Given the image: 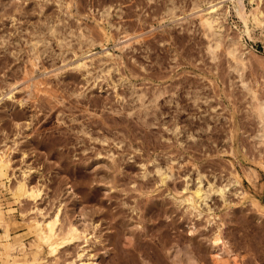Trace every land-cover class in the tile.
Returning a JSON list of instances; mask_svg holds the SVG:
<instances>
[{"label":"rangeland","instance_id":"374dc122","mask_svg":"<svg viewBox=\"0 0 264 264\" xmlns=\"http://www.w3.org/2000/svg\"><path fill=\"white\" fill-rule=\"evenodd\" d=\"M195 1L0 0V153L4 150L9 153H6L8 157H12V167L10 166L9 170L10 179H6V181L9 185H13L27 170L29 182L40 184L42 189L44 188L43 196L38 199V204L43 208L48 207L47 211L44 209L46 212H51L53 207L60 202L62 189L64 191L62 192L64 203L72 199V197H69L71 192H73V197L75 195V199L79 197L76 199L77 205L75 204L77 210L78 208L80 210L82 208L91 210L96 204L100 206L99 200L102 204L106 202L105 205L109 206L110 210L111 208L116 210L120 207H115L119 203L126 208L127 205L123 204L125 197L130 203H134L136 198L134 196L128 197L126 191H123L125 186H132V183L128 180L119 181L122 184L124 183L123 185L116 184L114 188L116 190L114 191L117 195L110 199L107 197V190L103 186L96 187L98 184L96 181H94L95 186L93 189L99 190L100 196L98 195L99 197L97 196L94 199L95 201L97 198L100 199L95 202L92 200L93 197L90 196L92 192L90 194L86 192V195L84 193L83 188L86 189L88 182L84 183L85 179L81 173L88 172L87 170L93 172L96 170L94 169L95 166H99L100 162L103 164L109 159L111 161L110 154H115L116 158L129 156L128 159H124L123 165L125 166L122 169L125 171L127 164H130V167H133L131 169L134 174V177L131 178L136 176L137 182L146 179L149 181L150 178H153L152 181H156L157 175L153 174L154 172L146 179L141 176L144 167L147 166L151 169L156 163L154 158L157 161L161 160L160 162L166 163V159L174 157L175 159L172 162L173 171L175 172L174 179L173 177L169 178L168 182L171 184L170 186L174 182V188L176 183L177 191L181 190L184 185L183 182L185 183L184 172L189 170L192 174L194 173L195 168L192 167V157L195 153L199 158V164L204 165L206 174L209 176L218 175L217 179L214 178L216 183L226 182L230 177V168L228 167L231 158L236 161L241 171L246 170L248 166L253 169V182L244 179V186L242 185V188L248 189L249 194L242 197V194H233L229 191L234 190L235 187H240L239 184L231 185L230 189L227 190V194L230 196V202L227 204H224L221 196L212 194L208 198L209 204L212 206L210 213L205 210L203 214L198 215L196 214L197 211L187 208L184 202H175V193H168V186L165 184L159 186L155 190L156 192L147 193L148 198L145 197L146 194L141 195L139 197L142 200L141 204L144 203V197L146 204L148 201L149 203L153 202L151 200L155 198L154 202H157L156 204L162 209L159 210L161 212L157 215L150 212V215H147L144 206V209H138L140 212L137 214L136 210L132 211L128 208L123 216L128 222L138 218L142 220L139 226L135 225L133 227L139 234L137 239L140 238V241L142 240L146 247L141 245L142 242H140V245L139 242L136 243V239L132 241L135 244L129 243L126 237V228L123 231L122 228L115 226V220L112 222L110 218L108 220L104 219V221L99 219V221L102 220L100 226L103 229L100 227V229H96L98 233L95 230L93 238H96L95 236L102 237V240L99 238V242L97 238L93 240V243L91 240V244L88 245L89 248L87 247V249L90 251L93 249L91 251L93 256L90 255V252L84 255L85 258L90 259L91 257L90 260L99 262L98 264H118L117 261H124V258H126L125 262L121 263L119 261L120 264H133L135 260L134 264H140V262L141 264H175L172 260L175 255H172V253L177 249H180V253L182 251L186 253L189 250L187 253L191 252L195 255L198 264H264V207H262L264 205V135L261 131L259 118L254 111L252 112L255 101H264V0H243L249 13L252 10L254 11L256 7L263 11L260 20L254 18V15L250 16L248 22L249 33L244 30V22L235 12V0H222L219 3L221 6L218 11L221 12H218V14L219 17L221 16L219 20L224 24V36L223 42L215 49L214 56L207 47L209 37L200 23L198 12L193 9ZM217 1L220 0H214V2ZM170 7L172 8L171 11H169ZM106 8H109L111 13L108 15V21L102 15ZM104 29L109 30V36L105 34ZM239 35L243 37L245 42L244 46H240V50L245 51L246 57L244 64L241 65L242 70L237 71L231 65L232 58L227 53V47L230 44V39ZM215 52L218 54H215ZM84 59L87 61V66H77V63ZM221 64L222 66H220ZM25 75L28 76V79ZM14 80H17L16 83H12ZM10 82L13 85H10ZM197 88L205 91L209 97L208 101L199 99L194 104L190 94ZM157 92L159 98L156 97ZM252 92L256 94L258 100L253 101ZM239 93L241 94L240 97L238 96ZM259 94L261 95L260 98ZM19 101H24V103L21 105ZM93 102L95 103L93 104ZM153 102L154 105L157 104L156 107ZM75 104L76 106L72 107ZM151 104L152 107H150ZM147 105L149 112L144 107ZM153 107H155V110ZM17 111H21L18 112L19 115ZM143 111L146 114H144L145 116L142 115ZM21 113L22 117H20ZM14 114L16 115L14 116ZM149 115L150 117H148ZM200 115L202 116L200 117ZM75 118L80 121H73ZM147 119L148 123L145 121ZM75 124L78 126L72 128L75 127ZM90 124L93 125V128ZM17 127H19V130ZM251 127L252 129H250ZM78 128L80 130H77ZM85 128L87 129L85 130ZM93 129L95 132H93ZM191 132L196 133L194 139L191 137ZM107 136L113 139L107 138ZM106 138L109 140H106ZM242 138L243 140H241ZM60 152L66 157L59 154ZM100 159L101 161H98ZM80 162L86 163V166H84L85 164L81 165ZM144 162L147 163L146 166L142 165ZM129 169L125 171L126 176L131 171ZM125 172H121V174L125 175ZM32 179L35 180V183ZM66 179H68V183L67 181L65 183ZM60 180H63L64 183ZM152 181L150 184L154 186L155 182L153 185ZM193 183L192 179L190 184ZM55 185L58 188L60 187L56 191L55 188L57 187ZM69 190L72 191L69 192ZM128 193L138 192L129 190ZM55 194L59 196L57 195V197ZM176 195H181V192ZM55 197L57 199H54ZM0 198L5 208H12V213L19 220L24 217L21 214L23 204L29 205V207L28 205L25 206L29 211L26 216L34 215L32 212L30 213L32 209H29L35 204L32 200H29L32 203L26 202L25 204V201H23L18 205L11 197L10 191L1 184ZM79 200L84 201H81L80 204ZM103 209H108V207L105 208L104 206ZM142 226L143 228H141ZM218 228H222L221 235L224 242L221 243L223 245H217L219 248L215 247L220 253L223 250L221 254L223 258H226L224 262L217 257L210 256L212 255L210 253L214 250L212 236ZM119 229L123 231L121 233L122 238H119L120 236L117 238L118 235L114 234L120 231ZM17 231L23 232L25 228L21 225ZM0 232H2L1 229ZM106 232L115 235L114 239L111 238L114 242L109 241V238L106 241ZM96 233L99 236L95 235ZM146 233L148 234L146 235ZM110 234L108 237L111 236ZM115 239L117 241L120 239V242ZM115 241L119 246L116 245ZM191 243L192 245H190ZM109 244L110 246H106ZM114 244L118 249L115 248ZM193 244L196 246L195 248H193ZM76 246L69 247L65 251L66 255L63 252L64 257L67 254L71 256L74 252L77 254L75 248L78 250L79 247ZM105 246L109 248L111 255L107 254L110 256L104 253L107 249ZM185 246L187 247L185 248ZM180 247L184 250L189 249L184 251ZM146 248L150 250H147L148 253L143 251ZM126 250L131 255H126ZM132 252L136 254H132ZM186 254H184V257H187L188 254ZM70 256L67 258L68 260H71L72 256L78 258L74 255ZM64 257L62 258L64 259ZM114 257L117 260L113 259ZM62 258L61 261L59 260L60 264L65 263V259ZM137 258L139 262H137ZM227 258L229 261H226ZM12 261L11 264H17L14 259ZM189 261L191 260L187 262ZM0 264L6 263L0 259Z\"/></svg>","mask_w":264,"mask_h":264},{"label":"bare ground","instance_id":"6f19581e","mask_svg":"<svg viewBox=\"0 0 264 264\" xmlns=\"http://www.w3.org/2000/svg\"><path fill=\"white\" fill-rule=\"evenodd\" d=\"M159 1V0H158ZM222 0H220V1H217V2H214V0H196L195 2H194V7H193V9H196V11L198 12L197 14L199 15V18H200V23L202 24V26H203V28L205 29V33H206V35L209 37L208 38V45H207V47H208V49H209V51L211 52V54H212V56H214V51H215V49H217V46H219L220 45V43H222L223 42V36H224V34H223V22L222 21H220L219 20V18L221 17H219V14H218V10H219V7L221 6L219 3L221 2ZM232 1V0H231ZM251 1H253V0H251ZM69 4V3H68ZM152 4V3H151ZM208 4V5H207ZM159 5V4H158ZM259 5V4H258ZM257 5V6H258ZM256 6V5H255ZM254 6V7H255ZM5 8V7H4ZM6 9V8H5ZM234 9H235V12H236V14L242 19V21L244 22V26H245V31L247 32V33H249V20H250V16H253L254 15V18H256L257 20L259 19L260 20V18H261V15H263V11L259 8V7H256L255 8V10L253 11H251V13H249L248 11H247V9H246V6H245V4H244V1L243 0H235L234 1ZM43 10V9H42ZM105 10V9H104ZM172 10V8L170 7L169 8V11H171ZM251 10V9H250ZM132 11V10H131ZM150 11V10H149ZM221 12V11H220ZM219 12V13H220ZM109 14H111L110 13V11H109V8H106V10H105V12H103V17H104V19H108V15ZM132 14V13H131ZM154 14V13H153ZM223 14V13H222ZM101 15V16H102ZM147 15V14H146ZM173 15H175V14H173ZM191 15V14H190ZM224 15V14H223ZM129 16V15H128ZM148 16V15H147ZM163 16V15H162ZM102 19V18H101ZM160 19V18H159ZM221 19V18H220ZM140 20V19H139ZM108 21V20H107ZM143 21V20H142ZM109 22H110V20H109ZM141 22V21H140ZM113 23V22H112ZM129 23V22H128ZM131 23V22H130ZM136 23V22H135ZM139 23V22H138ZM109 24V23H108ZM133 25V24H132ZM141 25V24H140ZM121 26V25H120ZM125 26V25H124ZM137 26V25H136ZM147 26V25H146ZM141 29V28H140ZM169 29V28H168ZM201 29V28H200ZM103 30V29H102ZM126 30H127V28H126ZM125 30V31H126ZM104 31H105V34L107 35V36H109V30L108 29H104ZM134 31V30H133ZM137 32V31H136ZM140 32H142V31H140ZM82 33V32H81ZM127 33H130V32H127ZM126 33V35H128ZM131 33H134V32H131ZM144 33V32H143ZM142 33V34H143ZM125 35V34H124ZM164 35V34H163ZM86 37V36H85ZM161 37V36H160ZM230 37V36H229ZM87 38V37H86ZM113 38V37H112ZM131 38V37H130ZM137 39V38H136ZM132 40V39H131ZM130 40V41H131ZM128 42V41H127ZM198 42V41H197ZM126 43V42H125ZM124 43V44H125ZM244 44H245V42H244V39H243V37L241 36V35H239V36H237V37H232L231 39H230V44L228 45V47H227V53L229 54V56L232 58L231 59V65L237 70V71H239V70H242V64H244V60H245V57H246V54H245V51L242 49V50H240V46H244ZM146 46V45H145ZM33 47H34V45H33ZM131 47V46H130ZM192 47V46H191ZM221 47V46H220ZM148 48V47H147ZM195 48V47H194ZM242 48V47H241ZM38 49V48H37ZM222 49H223V47H222ZM225 49V48H224ZM38 50H40V49H38ZM37 50V51H38ZM194 51V50H193ZM34 52V51H33ZM35 52H36V50H35ZM218 52V51H217ZM222 52V51H221ZM39 53H41L40 51H39ZM106 53L107 54H109V52L108 51H106ZM148 53V52H147ZM225 53V52H224ZM37 54H38V52H37ZM149 54V53H148ZM215 54H218V53H216L215 52ZM244 54H245V56H244ZM249 54H251V53H249ZM31 55V54H30ZM33 55V54H32ZM82 55V54H81ZM205 55V54H204ZM203 55V56H204ZM221 55V54H220ZM33 56H35V55H33ZM37 57H38V55H36ZM150 56H151V52H150ZM29 57V56H28ZM223 57V56H222ZM40 58V57H39ZM225 58V57H224ZM29 60H30V58H28ZM34 59H36V58H34ZM80 59V58H79ZM194 59V58H193ZM195 59H196V57H195ZM33 60V59H32ZM37 60V59H36ZM36 60H34V61H36ZM3 62V61H2ZM214 62H216V61H214ZM223 62V61H222ZM1 63V62H0ZM194 63V62H193ZM218 63V62H217ZM258 63V62H257ZM76 65V64H75ZM87 66V61L84 59L83 61H79L78 63H77V66ZM199 65V64H198ZM202 65V64H201ZM220 66H222V64L220 65ZM146 67V66H145ZM210 67V66H209ZM147 68V67H146ZM225 68H226V66H225ZM244 68V67H243ZM251 68H252V65H251ZM224 69V68H223ZM222 69V70H223ZM248 69V68H247ZM255 69V68H254ZM222 70H220V71H222ZM225 70V69H224ZM28 71V70H27ZM226 71V70H225ZM233 71V70H232ZM25 72H26V70H25ZM224 72V71H223ZM249 72V71H248ZM252 72V71H251ZM254 72V71H253ZM252 72V73H253ZM259 72V71H258ZM29 73V72H28ZM27 73V74H28ZM149 73V72H148ZM251 73V74H252ZM26 74V75H27ZM225 74V73H224ZM223 74V75H224ZM26 75H25V77H26ZM28 76H29V74H28ZM27 76V77H28ZM194 76V75H193ZM252 76V75H251ZM251 76H250V78H251ZM26 77V78H27ZM195 77V76H194ZM255 77V76H254ZM257 77V76H256ZM259 77V76H258ZM24 78V77H23ZM232 78V77H231ZM230 78V79H231ZM15 79V78H14ZM19 79V78H18ZM28 79V78H27ZM29 79H30V77H29ZM195 79V78H194ZM252 79V78H251ZM250 79V80H251ZM25 80V79H24ZM15 81V82H14ZM12 83H16V81L17 80H14ZM232 81V80H231ZM230 81V82H231ZM28 82H29V80H28ZM121 82V81H120ZM214 82V81H213ZM261 82V81H260ZM11 82H10V85L12 84ZM201 83V82H200ZM228 83V82H227ZM13 85V84H12ZM193 85V84H192ZM191 85V86H192ZM118 86V85H117ZM194 86H195V84H194ZM253 86V85H252ZM248 87V86H247ZM163 89V88H162ZM215 89H216V87H215ZM256 89V88H255ZM164 90V89H163ZM167 90V89H166ZM209 90V89H208ZM218 90V89H217ZM8 91V90H7ZM145 91V90H144ZM155 91V90H154ZM193 91V90H192ZM245 91V90H244ZM163 92V91H162ZM9 93H10V91H9ZM148 94V93H147ZM236 94V93H235ZM240 94V93H239ZM149 95V94H148ZM152 95H153V93H152ZM165 95V94H164ZM174 95V94H173ZM191 95V97H192V100L194 101V104H196L195 102L197 101H199V99H202V101H208V99H209V97H208V95L205 93V91H203V90H199L198 88L197 89H195L194 91H193V93L192 94H190ZM237 95V94H236ZM11 96H13V95H11ZM159 96V94H158V92H157V94H156V97H158ZM161 96V95H160ZM171 96V95H170ZM239 97L241 96V94L240 95H238ZM252 96H253V101L256 99V100H258V97L256 96V94L255 93H253L252 92ZM259 96V98H260V94L258 95ZM147 97V96H146ZM154 97V96H153ZM188 97V96H187ZM243 97V96H242ZM141 98V97H140ZM159 98V97H158ZM235 98V97H234ZM247 98V97H246ZM169 99V98H168ZM249 99V98H248ZM157 100V99H156ZM191 101V100H190ZM201 101V100H200ZM234 101V100H233ZM249 101V100H248ZM76 102V101H75ZM96 102H98V101H96ZM107 102V101H106ZM136 102V101H135ZM235 102V101H234ZM244 102V101H243ZM256 103L255 104H253V106H252V112L254 111V113L256 114V116L259 118V121H260V123H261V131H262V134L264 135V101H255ZM21 103V105H22V103H24V101H19V104ZM83 103V102H82ZM84 103H85V101H84ZM83 103V104H84ZM95 102H93V104H94ZM122 103H123V101H122ZM125 103V102H124ZM130 103V102H129ZM142 103V102H141ZM203 103V102H202ZM201 103V104H202ZM236 103V102H235ZM89 104V103H88ZM90 104H91V101H90ZM89 104V105H90ZM100 104V103H99ZM106 104V103H105ZM132 104H133V102H132ZM150 104V103H149ZM148 104V105H149ZM25 105H26V103H25ZM78 105V104H77ZM92 105V104H91ZM110 105H112V104H110ZM131 105V104H130ZM146 105V104H145ZM148 105L147 106H144L145 108H147V110L146 111H148ZM153 105H154V102H153ZM156 103H155V107H156ZM192 105V104H191ZM238 105V104H237ZM73 106H76V104L75 105H72V107ZM79 106V105H78ZM80 106H82V105H80ZM85 106H86V104H85ZM136 106V105H135ZM160 106V105H159ZM29 107V106H28ZM70 107H71V105H70ZM71 107V108H72ZM89 107V106H88ZM91 107V106H90ZM134 107V106H133ZM150 107H152V104H151V106ZM155 107H153V109L155 108ZM10 108V107H9ZM108 108V107H107ZM131 108V107H130ZM139 108V107H138ZM236 108V107H235ZM32 109V108H31ZM69 109V108H68ZM129 109V108H128ZM137 109V108H136ZM143 109V108H142ZM150 109V108H149ZM211 109V108H210ZM60 110V109H59ZM64 110V109H63ZM131 110H132V108H131ZM155 110V109H154ZM221 110V109H220ZM16 111V110H15ZM65 111V110H64ZM153 111V110H152ZM18 112H21V111H17V114H18ZM27 112V111H26ZM60 112V111H59ZM144 112V111H143ZM149 112V111H148ZM156 112H158V111H156ZM250 112V111H249ZM12 113V112H11ZM15 113V112H14ZM28 113V112H27ZM78 113V112H77ZM114 113V112H113ZM141 113V112H140ZM122 114V113H121ZM133 114H134V112H133ZM145 114V112L142 114V115H144ZM149 114V113H148ZM250 114V113H249ZM254 114V115H255ZM16 114H14V116H15ZM19 115V114H18ZM59 115V114H58ZM63 115V114H62ZM74 115V114H73ZM72 115V116H73ZM119 115V114H118ZM146 115V114H145ZM144 115V116H145ZM197 115V114H196ZM13 116V117H14ZM124 116V115H123ZM122 116V117H123ZM140 116V115H139ZM158 116V115H157ZM160 116V115H159ZM202 115H200V117H201ZM209 116V115H208ZM219 116V115H218ZM243 116V115H242ZM252 116V115H251ZM20 117H22V113H21V115H20ZM20 117H18V118H20ZM74 117V116H73ZM88 117V116H87ZM148 117H150V115L148 116ZM17 118V117H16ZM72 118V117H71ZM78 118V117H77ZM141 118V117H140ZM152 118V117H151ZM206 118V117H205ZM208 118V117H207ZM248 118H249V116H248ZM10 119H12V118H10ZM86 119V118H85ZM97 119V118H96ZM113 119V118H112ZM209 119V118H208ZM252 119H254V118H252ZM28 120V119H27ZM26 120V121H27ZM71 120V119H70ZM73 120V119H72ZM78 121H80L79 119H77ZM76 120V118H75V120H73V121H77ZM87 120H89V119H87ZM92 120V119H91ZM97 120H99V119H97ZM110 120V119H109ZM124 120V119H123ZM128 120V119H127ZM142 120V119H141ZM152 120V119H151ZM196 120V119H195ZM245 120V119H244ZM12 121V120H11ZM17 121V120H16ZM24 121V120H23ZM68 121V120H67ZM114 121V120H113ZM145 121H147V123H148V119L147 120H145ZM150 121V120H149ZM192 121H193V119H192ZM208 121V120H207ZM251 121H254V120H251ZM82 122V121H81ZM90 122V121H89ZM98 122V121H97ZM126 122V121H125ZM20 123V122H19ZM75 123V122H74ZM91 123V122H90ZM144 123V122H143ZM142 123V124H143ZM146 123V122H145ZM146 123V124H147ZM196 123V122H195ZM203 123V122H202ZM221 123H223V122H221ZM249 123V122H248ZM79 124V123H78ZM81 124V123H80ZM85 124V123H84ZM99 124V123H98ZM206 124V123H205ZM244 124V123H243ZM252 124V123H251ZM29 125V124H28ZM83 125V124H82ZM91 126H92V128H93V125H94V123H93V125L92 124H90ZM199 125V124H198ZM19 126V125H18ZM73 126V125H72ZM76 126H78V125H76L75 124V127H72V128H76ZM81 126V125H80ZM79 126V127H80ZM85 126H87V125H85ZM103 126V125H102ZM101 126V127H102ZM192 126V125H191ZM243 126V125H242ZM247 126V125H246ZM258 126V125H257ZM137 127H138V125H137ZM194 127V126H193ZM192 127V128H193ZM18 128V130H19V127H17ZM71 128V127H70ZM83 128H84V126H83ZM195 128V127H194ZM196 128H197V126H196ZM248 128V127H247ZM255 128V127H254ZM253 128V129H254ZM87 128H85V130H86ZM89 129V128H88ZM91 129V128H90ZM100 129H102V128H100ZM136 129V128H135ZM134 129V130H135ZM250 129H252V127L250 128ZM77 130H80L79 128L77 129ZM94 130V129H93ZM112 130V129H111ZM22 131V130H21ZM76 131V130H75ZM97 131V130H96ZM103 131V130H102ZM131 131H133V130H131ZM251 131H253V130H251ZM251 131H249V132H251ZM93 132H95V130L93 131ZM15 133V132H14ZM78 133V132H77ZM116 133V132H115ZM21 134V133H20ZM37 134V133H36ZM90 134H92V132H90ZM93 134H95V133H93ZM96 134H98V133H96ZM100 134V133H99ZM98 134V135H99ZM103 134H105L104 132H103ZM109 134V133H108ZM112 134V133H111ZM134 134V133H133ZM196 134V133H195ZM195 134H194V132H191V137H193V139L195 138ZM101 135V134H100ZM106 135H107V133H106ZM106 135H104V136H106ZM189 135V134H188ZM218 135V134H217ZM50 136V135H49ZM65 136V135H64ZM110 136V135H109ZM134 136H136V135H134ZM54 137V136H53ZM71 137V136H70ZM189 137V136H188ZM15 138V137H14ZM64 138V137H63ZM107 138H112V137H108L107 136ZM106 138V140H109V139H107ZM115 138V137H114ZM138 138V137H137ZM215 138H216V136H215ZM38 139V138H37ZM61 139V138H60ZM69 139V138H68ZM113 139V138H112ZM218 139V138H217ZM244 139H247V138H244ZM17 140V139H16ZM50 140V139H49ZM111 140V139H110ZM121 140V139H120ZM241 140H243V138L241 139ZM47 141V140H46ZM63 141V140H62ZM68 141V140H67ZM223 141V140H222ZM16 142V141H15ZM48 142V141H47ZM61 142V141H60ZM69 142V141H68ZM67 142V143H68ZM110 142V141H109ZM108 142V143H109ZM252 142V141H251ZM250 142V143H251ZM65 143H66V141H65ZM85 143V142H84ZM111 143V142H110ZM109 143V144H110ZM197 143H198V141H197ZM201 143V142H200ZM56 144V143H55ZM76 144V143H75ZM36 145V144H35ZM158 145V144H157ZM201 145V144H200ZM212 145V144H211ZM245 145V144H244ZM249 145V144H248ZM251 145V144H250ZM8 146V145H7ZM50 146V145H49ZM140 146V145H139ZM247 146V145H246ZM29 147V146H28ZM88 147H91V146H88ZM88 147H87V149H88ZM202 147V146H201ZM208 147V146H207ZM260 147V146H259ZM6 148V147H5ZM52 148V147H51ZM211 148V147H210ZM261 148V147H260ZM12 149V148H11ZM57 149V148H56ZM59 149H60V147H59ZM93 149V148H92ZM96 149V148H95ZM137 149H139V148H137ZM215 149V148H214ZM248 149V148H247ZM6 150V149H5ZM9 150V149H8ZM115 150V149H114ZM191 150V149H190ZM203 150H205V149H203ZM213 150V149H212ZM88 151V150H87ZM86 151V152H87ZM196 151V150H195ZM228 151H230V150H228ZM248 151H249V149H248ZM91 152V151H90ZM251 152V151H250ZM9 154L8 152H5L4 150H3V152H1L0 153V184L1 185H3L4 187H6L7 188V190L8 191H10V195H11V197L14 199V202H16V203H18V205H19V203L20 202H23V201H25V204H26V202H29V200H32V202H34L35 204L33 205V207L32 208H29L31 211H30V213L32 212L34 215H29V216H26V214L29 212L28 211V208L27 207H25V206H27V205H24L23 203V205H22V211H21V214H22V216H24L23 217V219L22 220H19L17 217H16V215H14L12 212V208H5V206H4V204H3V201L1 200V198H0V229L2 230V232H0V241H1V243H0V259L1 260H3L6 264H11L13 261H12V259H14V262H16L17 264H60V261H61V258L62 257H64V253H65V251L69 248V247H71V246H75V245H77L78 247H79V249L78 250H76V248H75V251H77V254L74 252V254L72 253L71 254V256L72 255H74V256H77L78 258H74L73 256L71 257L69 254H67V256H65L64 257V262L65 263H63V262H61V263H63V264H98L99 262H97V261H93V260H90L91 259V257H90V255H92L93 256V253L91 252L93 249H91V251L89 250V249H87V247H88V245L89 244H91V240H92V243H93V240L94 239H97L98 237L97 236H95L96 238H93V234L95 233V230L97 229L98 230V228L100 227L101 228V226H100V221H104V219H106V220H108V218H110L111 220H112V222L115 220V226H118L119 228H122V230L124 231V229L126 228V230L127 231H125L126 232V234H127V239L129 240V243H132V241H134L135 239H136V243L137 242H139V245H140V242H142L141 243V245L142 246H145L146 247V245H144L143 244V241L141 240L140 241V238L139 239H137V236H139V234L137 233V230H135V228L133 227V226H139L140 224H141V221L142 220H140V218H138V219H136V220H133V221H131V222H128V221H126V219L124 218V216H123V214L127 211V209L129 208V209H132V211H135L136 210V214L138 213V212H140L138 209H144V206H145V208H146V210H147V215L149 214L150 215V212L152 213V214H154V215H157L159 212H161V211H159V210H162L159 206H158V204H156L155 202H154V199L153 200H151V201H153V202H150L149 203V201H148V203L146 204V202H145V197L146 198H148L147 196H148V194L147 193H150V192H153V191H155V190H157L158 188H159V186H161L162 184H165V185H167L168 186V188H167V191H169L168 193H175L174 194V200H175V202L177 201V202H179V203H185L186 204V206H187V208H191L192 210H195V211H197V213L196 214H198V215H201V214H203V212L206 210L207 212H211V210H212V206H211V204H209V200H208V198L212 195V194H218L219 196H221L222 198H223V202H224V204H227V203H229L230 202V200H229V197L230 196H228V194H227V190L228 189H230V186L231 185H236V184H239V186L240 187H235L234 188V190H229V191H231L233 194H242V197H246V195L247 194H249V191H248V189L247 188H242V185L244 184V182H245V180L244 179H246V180H250L251 182H253V175H254V173H253V169L252 168H250V166H248V168L246 169V170H244V171H241L240 170V168L238 167V165H237V163H236V161L233 159V158H231V160H229L230 161V166L228 167V168H230V177H228V180L226 181V182H221V183H216V180L214 179L215 177H216V179H217V174H214L213 176H209L208 174H206L205 173V169H204V165H201V163L199 164V158L196 156V153L195 154H193L194 156L192 157V167L193 168H195V170H194V176H193V174L191 173V171H189V170H186V172H184V175H185V183L183 182V186H182V188H181V190H178L177 191V184L175 183V188L173 187V185H174V182H173V184H172V186H170L171 184L168 182V179L169 178H172L173 177V175H174V171H173V166H172V162L174 161V157H167L168 159H166L167 161H166V163H162V162H160V161H157L155 158H154V161L156 162V163H154V165L152 166V168L150 169L149 167H147L146 165H147V163L146 162H144L142 165H145L146 166V168L144 167V171L142 172L141 171V176L142 177H144V179H146L152 172H154L153 174H155V175H157V177H156V181H152V179H151V181L153 182V185H154V182H155V185L154 186H152V184H150L151 183V181H150V179H149V181H148V179H146V180H143V181H141V182H139V180H138V182H137V179H136V176H135V178H131V177H134V174L132 173V169L131 168H133L132 166L130 167V164H127L128 166H126V168L127 169H129V170H131L130 172H128V175L126 176V172L125 171H127V169H125V171H124V169H122V167L123 166H125V165H123V163L125 162V158H129V156L128 157H122V158H116V156H115V154L113 155V154H110V156H111V161H110V159H109V161H105L106 163H101L100 162V165L99 166H95V168L94 169H96L95 171H89V170H87L88 172H80L81 174H82V177L85 179L84 180V183L85 182H88L87 184L88 185H86V189L85 188H83L84 189V193H85V195H86V192H88L89 194L92 192V194H90V196L91 197H93L92 198V200L93 201H95V199L94 198H96L98 195L100 196V194H99V190H94L93 188H94V186H95V183H94V181H96L98 184L96 185V187H99V186H103L104 187V189H106L107 190V197L110 199L111 197H115V195H117V193H115V191L114 190H116V189H114L115 187H116V184L118 185V183H120V184H122L121 182V180H123V181H125V180H128L130 183H132V186L131 185H129V187L128 186H125V188H123V191H126V194H128V197H130V196H134L136 199L134 200V203H130L128 200H126L125 198H127V197H125L123 200V204L124 205H127L126 206V208L124 207V206H122L120 203V205L118 204V205H116L115 207H117V206H120V207H118L116 210H112V208H111V210L109 209L110 207L109 206H106L105 204H106V202H105V204H102V202L99 200V202L101 203V205L100 206H98L97 204V206L95 205V207L93 208L92 207V209L91 210H88L87 208H82V210H80L79 208H78V210L76 209L77 207H76V202H77V198H79V197H77L76 199H75V195H74V197H73V192H71L70 190H69V192H71L70 193V195H69V197L71 198L72 197V199L69 201H65V203L63 202V200H64V198L62 197V195H64L62 192H64L63 191V189H62V192H61V198L59 199V203L58 204H56L54 207H53V210L50 212V211H48V212H46L47 211V209H48V207L46 208H43V207H41L38 203V199L39 198H41V196H43V194H42V192H43V189H42V187H41V185L40 184H32L31 182H29V179H28V176H27V170L26 171H24V174L22 175V177L21 178H18L17 180H16V182L13 184V185H9L8 183H7V181H6V179H10V174H9V170H10V166H11V158L10 157H8L7 156V154ZM24 153V152H23ZM165 153V152H164ZM210 153V152H209ZM50 154V153H49ZM59 154H61V152L59 153ZM87 154V153H86ZM94 154V153H93ZM157 154V153H156ZM163 154V153H162ZM168 154V153H167ZM170 154V153H169ZM168 154V155H169ZM205 154V153H204ZM61 155H63V153L61 154ZM71 155V154H70ZM123 155V154H122ZM126 155H128V154H126ZM129 155H132V154H129ZM172 155V154H171ZM256 155V154H255ZM64 156V155H63ZM82 156V155H81ZM109 156V155H108ZM156 156V155H155ZM173 156V155H172ZM64 157H66V155L64 156ZM157 157V156H156ZM160 157V156H159ZM176 157H177V155H176ZM61 158H62V156H61ZM136 158V157H135ZM158 158V157H157ZM256 158V157H255ZM58 159V158H57ZM59 159H60V157H59ZM191 159V158H190ZM95 160V159H94ZM105 160V159H104ZM98 161H101V159L100 160H98ZM130 161V160H129ZM214 161V160H213ZM84 162H86V161H84ZM88 162V161H87ZM90 162V161H89ZM92 162V161H91ZM135 162H136V160H135ZM208 162V161H207ZM264 162V161H263ZM13 163V162H12ZM81 163V162H80ZM129 163V162H128ZM64 164V163H63ZM66 164V163H65ZM69 163H67L66 165H68ZM75 164V163H74ZM83 163H81V165H82ZM85 164V165H84ZM83 165L84 166H86V163H84ZM89 164H91V163H89ZM95 164V163H94ZM99 164V163H98ZM97 164V165H98ZM126 164V163H125ZM205 164V163H204ZM228 164V163H227ZM66 165H63V166H66ZM69 165H71V164H69ZM78 165H80V164H78ZM80 165V166H81ZM96 165V164H95ZM210 165V164H209ZM215 165V164H214ZM33 166V165H32ZM72 166H74V165H72ZM89 166H91V165H89ZM88 166V167H89ZM94 166V165H93ZM213 166V165H212ZM12 167V166H11ZM30 167V166H29ZM143 167V166H142ZM191 167V168H192ZM215 167V166H214ZM27 168V167H26ZM63 168V167H62ZM65 168H67V167H65ZM74 168V167H73ZM213 168V167H212ZM250 168V169H249ZM30 169V168H29ZM93 169V170H94ZM141 169V168H140ZM175 169V168H174ZM32 170H33V168H32ZM65 170H67V169H65ZM73 170V169H72ZM76 170V169H75ZM82 170V169H81ZM84 170H86V169H84ZM188 171V172H187ZM29 172H31L30 170H29ZM39 172V171H38ZM69 172V171H68ZM79 172V171H78ZM121 172H125V175L124 174H121ZM183 172V171H182ZM223 172V171H222ZM244 172V173H243ZM216 173V172H215ZM226 173V172H225ZM67 174V173H66ZM76 174V173H75ZM78 174V173H77ZM76 174V175H77ZM139 174V173H138ZM138 174H136V175H138ZM29 175V174H28ZM46 175V174H45ZM79 175V174H78ZM221 175V174H220ZM15 176V175H14ZM140 176V177H141ZM151 176V175H150ZM149 176V177H150ZM153 176V177H154ZM224 176V175H223ZM29 177H31V176H29ZM81 177V176H80ZM131 178V179H129V178ZM139 177V178H140ZM141 177V178H142ZM176 177V176H175ZM193 177V178H192ZM66 178H67V176H66ZM91 178V179H90ZM128 178V179H127ZM31 179V178H30ZM173 179H174V177H173ZM192 179H193V184L191 185L190 184V181H192ZM33 180V179H32ZM64 180V179H63ZM63 180H60V181H63ZM80 180V179H79ZM170 180V179H169ZM223 180V179H222ZM35 180H33V182H34ZM66 181H67V183H68V179H66L65 180V183H66ZM81 181H82V178H81ZM119 181H121V182H119ZM175 181V180H174ZM127 182V181H126ZM171 182V181H170ZM12 183V182H11ZM35 183V182H34ZM46 183V182H45ZM60 184H63L64 183V181H63V183H61V182H59ZM58 183V184H59ZM84 183H82V184H84ZM93 185H92V184ZM128 183V182H127ZM57 184V185H58ZM81 184V185H82ZM86 184V183H85ZM119 184V185H120ZM124 184V183H123ZM122 184V185H123ZM42 185H43V183H42ZM45 185V184H44ZM57 185H55L57 188H55V191H56V189H59L58 188V186ZM63 185H66V184H63ZM62 185V186H63ZM73 185V184H72ZM79 185V184H78ZM122 185H120V186H122ZM49 186V185H48ZM53 186V185H52ZM67 186H68V184H67ZM71 186V185H70ZM88 186H90V188H88ZM179 186V185H178ZM244 186V185H243ZM64 187H66V186H64ZM103 187H102V189H103ZM79 188V187H78ZM239 188H242L241 190L239 189ZM52 189V188H51ZM129 190H136L138 193H128V191ZM161 190V189H160ZM58 191V190H57ZM60 191V190H59ZM66 191H67V188H66ZM79 191H81L80 189H79ZM68 192V193H69ZM82 192V191H81ZM104 192H106V191H104ZM156 192V191H155ZM179 192H181V195H176L177 193H179ZM46 193V192H45ZM44 193V194H45ZM50 193V192H49ZM58 193V192H57ZM67 193V194H68ZM124 193V192H123ZM122 193V194H123ZM59 194H60V192H59ZM75 194H77L76 192H75ZM82 194V193H81ZM144 194H146V196L143 198L144 200H143V204H141V201L142 200H140L139 199V197L141 196V195H144ZM152 194V193H151ZM51 195V194H50ZM56 195V194H55ZM58 195V194H57ZM56 195V196H57ZM103 195V194H102ZM105 195V194H104ZM103 195V196H104ZM150 195V194H149ZM230 195V194H229ZM59 196V195H58ZM57 196V197H58ZM66 196V195H65ZM79 196H81V195H79ZM83 196V195H82ZM98 196V197H99ZM57 197H55L54 199H57ZM68 197V196H67ZM83 197H85V196H83ZM87 197V196H86ZM124 197V196H123ZM151 197V196H150ZM171 197V196H170ZM241 197V196H240ZM63 198V199H62ZM81 198V197H80ZM90 198V197H89ZM67 199V198H66ZM65 199V200H66ZM84 199V198H83ZM97 199H100V198H97ZM96 199V201H98ZM129 199V198H128ZM150 199H152V198H150ZM158 200V199H157ZM160 200H162V199H160ZM165 200V199H164ZM55 201H57V200H55ZM55 201H54V203H55ZM80 201V200H79ZM81 201H84V200H81ZM81 201H80V204H81ZM85 201H86V199H85ZM87 201H88V199H87ZM95 201V202H96ZM114 201V200H113ZM122 201V200H121ZM133 200L131 199V202H132ZM31 201L29 202V203H32ZM89 202V201H88ZM94 202V203H95ZM163 202V201H162ZM161 202V203H162ZM165 202V201H164ZM52 203H53V201H52ZM51 203V204H52ZM90 203V202H89ZM215 203V202H214ZM46 204V203H45ZM76 204V205H75ZM79 204V205H80ZM88 204V203H87ZM92 204V203H91ZM114 204V203H113ZM145 204V205H144ZM164 204H166V203H164ZM105 206V208H107L108 207V209H103L104 208V206ZM50 206V205H49ZM67 208H66V207ZM82 206V205H81ZM83 206H84V204H83ZM92 206H93V204H92ZM101 206H103V207H101ZM112 206V205H111ZM21 207V206H20ZM28 207H29V205H28ZM262 207H264V205L262 206ZM50 208V207H49ZM90 208V207H89ZM114 208V207H113ZM177 208V207H176ZM44 209H46V211L44 210ZM175 209V208H174ZM183 209V208H182ZM110 210V211H109ZM233 210V209H232ZM78 211V212H77ZM143 212V211H142ZM164 212V211H163ZM144 213H145V211H144ZM143 213V214H144ZM186 213H187V211H186ZM264 213V212H263ZM120 214H121V217H120ZM178 214V213H177ZM188 214V213H187ZM193 214V213H192ZM244 214V213H243ZM260 214V213H259ZM28 215V214H27ZM165 215V214H164ZM186 215V214H185ZM195 215V214H194ZM136 216V215H135ZM144 216V215H143ZM146 216V215H145ZM167 216V215H166ZM189 216V215H188ZM241 216H243V215H241ZM133 217V216H132ZM168 217V216H167ZM239 217H240V214H239ZM97 218V219H96ZM137 218V217H136ZM143 218H146V217H143ZM142 218V219H143ZM155 218V217H154ZM192 218V217H191ZM212 218V217H211ZM218 218V217H217ZM246 218V217H245ZM99 219H102V220H100L99 221ZM110 219H109V221H110ZM125 219V220H124ZM168 219V218H167ZM172 219V218H171ZM185 219V218H184ZM146 220V219H145ZM155 220V219H154ZM205 220V219H204ZM209 220H212V219H209ZM247 220V219H246ZM178 221V220H177ZM229 221V220H228ZM248 221V220H247ZM20 222H21V224H20ZM108 222V221H107ZM112 222H110V223H112ZM166 222H168V221H166ZM165 222V223H166ZM185 222V221H184ZM195 223V222H194ZM201 223H203V222H201ZM205 223V222H204ZM241 223V222H240ZM114 224H113V228H114ZM171 224V223H170ZM22 225V227L23 228H25V231H23V232H18L17 230H18V227H20ZM102 225V224H101ZM128 225H129V227H128ZM169 225V224H168ZM173 225V224H172ZM211 225V224H210ZM110 226V225H109ZM218 226V225H217ZM146 227V226H145ZM144 227V228H145ZM194 227V226H193ZM195 227H197V226H195ZM209 227V226H208ZM214 227V226H213ZM99 228V229H100ZM141 228H143V226L141 227ZM156 228V227H155ZM198 228V227H197ZM215 228V227H214ZM101 229H103V228H101ZM107 229H112V228H107ZM139 229V228H138ZM161 229V228H160ZM177 229H179L178 227H177ZM222 229V228H221ZM221 229L220 228H218L216 231H215V233H214V235L212 236V243L214 244V250H212V253H210V254H212V255H210V256H214L215 258L217 257L220 261H222V262H224L225 260L224 259H226V258H223V255L221 254L222 253V251L223 250H221V248H220V250H221V253L220 252H218L217 251V249H216V247H217V245L219 246V244H221V243H223L224 242V240H223V237H222V235H221ZM96 230V232L98 233V231ZM120 230V229H119ZM191 230H193V229H191ZM207 230V228L205 229V231ZM214 230V229H213ZM105 231V230H104ZM113 231V230H112ZM123 231H118V232H116V233H114L116 236H117V238L119 237V238H122L121 237V233L123 232ZM144 231V230H143ZM154 231H156V230H154ZM169 231V230H168ZM194 231V230H193ZM203 231V230H202ZM211 231V230H210ZM256 231V230H255ZM264 231V230H263ZM101 232V231H100ZM110 232V231H109ZM124 232V233H125ZM140 232H142V231H140ZM191 232V231H190ZM214 232V231H213ZM231 232V231H230ZM95 234V235H98V234ZM107 234H105V235H107L106 237H105V239H106V241H107V239L109 238V241H113L114 242V240H112V239H114L115 238V235H111L110 233V235L111 236H109L108 237V232H106ZM208 233V232H207ZM234 233V232H233ZM258 233H259V231H258ZM100 234V233H99ZM144 234V233H143ZM148 233H146V235H147ZM200 234V233H199ZM239 234V233H238ZM125 235V234H124ZM123 235V236H124ZM145 235V236H146ZM236 235V234H235ZM99 236V235H98ZM142 236V235H141ZM173 236V235H172ZM143 237V236H142ZM199 237V236H198ZM206 237V236H205ZM236 237V236H235ZM248 237V236H247ZM257 237V236H256ZM93 238V239H92ZM99 238H101V240H102V237H99ZM99 238L97 239V241H99L100 242V240H99ZM104 238V237H103ZM112 238V239H111ZM162 238H163V236H162ZM105 239H104V241H105ZM134 239V240H133ZM164 239V238H163ZM176 239V238H175ZM28 240V241H27ZM116 241H117V239H115ZM139 240V241H138ZM189 240V239H188ZM203 240V239H202ZM238 240V239H237ZM254 240V239H253ZM115 241V243H116V245L117 246H119V244H117V242H120V239L116 242ZM190 241V240H189ZM188 241V242H189ZM182 242V241H181ZM207 242V241H206ZM230 242V241H229ZM258 242V241H257ZM122 243V242H121ZM127 243V242H126ZM209 243V242H208ZM255 243V242H254ZM99 244V243H98ZM101 244H103V243H101ZM108 244V243H107ZM128 244V243H127ZM132 244H135V243H132ZM181 244V243H180ZM198 244V243H197ZM97 245V244H96ZM105 245V244H104ZM112 245V244H111ZM115 245V244H114ZM116 245H115V248H117L116 247ZM121 245V244H120ZM137 246H139L138 244H136ZM136 245H134L135 247H136ZM185 245V244H184ZM190 245H192V243L190 244ZM194 245V244H193ZM204 245V244H203ZM221 245H223V244H221ZM76 246V247H77ZM106 246H110V244L109 245H106ZM105 246V247H106ZM142 246H141V248H142ZM212 246V245H211ZM216 246V247H215ZM254 246H256V245H254ZM182 247V246H181ZM180 247V248H181ZM187 246H185V248H186ZM196 246L194 245V247L193 248H195ZM212 247V248H213ZM222 247V246H221ZM89 248V247H88ZM101 248V247H100ZM107 248V247H106ZM112 248H114V247H112ZM111 248V249H112ZM114 248V249H115ZM138 248H140V247H138ZM183 248H184V246H183ZM183 248H181V250L183 249ZM198 248H200L199 246H198ZM217 248H219V247H217ZM118 249V248H117ZM121 249V248H120ZM125 249V248H124ZM127 249V248H126ZM132 249V248H131ZM187 249H189V248H187ZM186 249V250H187ZM226 249V248H225ZM104 250H105V248H104ZM113 250V249H112ZM122 250V249H121ZM128 250V249H127ZM126 250V255L127 254H129V252ZM140 250V249H139ZM143 250V249H142ZM150 251L149 249H147L146 248V250L144 249L143 251H146V253H148V251ZM178 250H179V252H178ZM184 250V249H183ZM186 250H184V251H186ZM195 250V249H194ZM198 250V249H197ZM219 250V251H220ZM115 251V250H114ZM120 251V250H119ZM118 251V252H119ZM123 251V250H122ZM125 251V250H124ZM130 251H132V250H130ZM141 251V250H140ZM154 251V250H153ZM204 251V250H203ZM64 252V253H63ZM90 252V255H89V257H90V259H88V258H85L84 257V255L86 254V253H89ZM104 252V251H103ZM113 252V251H112ZM152 252V251H151ZM175 252H177V253H175ZM174 253H172V255H175L174 256V258L172 257V255H171V257H172V260H173V262L175 263V264H195V262H196V264H198V262H197V260H196V258H195V255H193L191 252L190 253H187V252H189V250H187L186 251V253L188 254H186V253H184L183 251H182V253H184V254H186L187 255V257H184V254H182V253H180V249H177V251H175ZM199 252V251H198ZM209 252V251H208ZM67 253H69V252H67ZM105 254H107V253H109V248H107L106 250H105V252H104ZM114 253V252H113ZM116 253V252H115ZM123 253V252H122ZM150 253V252H149ZM153 253V252H152ZM151 253V254H152ZM200 253H203V252H200ZM199 253V254H200ZM223 253H225V252H223ZM100 254V253H99ZM110 254V253H109ZM109 254H107L108 256H110ZM117 254V253H116ZM132 254H136V253H133L132 252ZM154 254V253H153ZM158 254V253H157ZM197 254V253H196ZM205 254H207V253H205ZM226 254V253H225ZM235 254H237V253H235ZM65 255H66V253H65ZM98 255V254H97ZM113 255H115V254H113ZM129 255H131V254H129ZM69 256L71 257V260H68L67 258H69ZM87 256V255H86ZM107 256V257H108ZM134 256V255H133ZM136 256V255H135ZM209 256V257H210ZM233 256V255H232ZM105 257V256H104ZM122 257V256H121ZM123 257H125V256H123ZM127 257V256H126ZM235 257H237V256H235ZM110 258V257H109ZM118 258H119V256H118ZM160 258V257H159ZM166 258V257H165ZM186 258H188V259H186ZM113 259H116L115 257L113 258ZM125 259L126 258H124L123 260L124 261H121V260H118L117 261V263L118 264H120L119 263V261H121V263L122 262H125ZM128 259H131V258H128ZM127 259V260H128ZM157 259V258H156ZM228 259V258H227ZM236 260H237V258H235ZM60 260V261H59ZM117 260V259H116ZM137 262H139V259L137 258ZM188 260H191V261H189V262H187ZM204 260V259H203ZM208 260H210V259H208ZM78 261H80V262H78ZM103 261V260H102ZM136 261V260H135ZM134 261V262H135ZM218 261V260H217ZM226 261H229V259L228 260H226ZM234 261V260H233ZM245 261V260H244ZM105 262V261H104ZM115 262V261H114ZM128 262V261H127ZM131 262V261H130ZM132 262H133V260H132ZM134 262H133V264H134ZM186 262V263H185ZM203 262V261H202ZM201 262V263H202ZM221 262V263H222ZM116 263V262H115ZM148 263V262H147ZM158 263H159V260H158ZM217 263H219V262H217ZM235 263V262H234ZM236 263H238V262H236ZM240 263V262H239ZM136 264V263H135ZM139 264V263H138ZM140 264H141V262H140ZM225 264V263H224ZM230 264V263H229ZM243 264V263H242Z\"/></svg>","mask_w":264,"mask_h":264}]
</instances>
